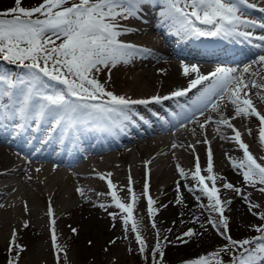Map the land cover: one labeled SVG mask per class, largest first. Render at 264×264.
Masks as SVG:
<instances>
[{"label":"snow or ice","instance_id":"snow-or-ice-1","mask_svg":"<svg viewBox=\"0 0 264 264\" xmlns=\"http://www.w3.org/2000/svg\"><path fill=\"white\" fill-rule=\"evenodd\" d=\"M158 5H162L158 13L160 17L158 27L167 26L174 29L175 34L182 39L242 38L257 50L256 58L242 70L217 67L207 75L202 74L195 65L188 67L182 64L185 76L196 73V77L189 82L187 89H177L166 96L157 95L150 99L133 100L106 90L104 84L100 83L93 73L100 72L103 68H114L120 62L128 64L137 53L150 52L149 49L139 48L118 39L135 31L126 27L122 21L142 20L143 14ZM242 6L248 9L257 7L249 0H43V3L35 7H25L24 0H14V6L0 11V58L22 68L24 72L15 77L9 73H0V116L17 118L24 122L29 120L39 122L51 118L53 129L65 124L66 131L75 130L80 123L127 120L132 113L133 105L161 104L174 97H183L192 88L207 81L208 84L198 99L204 104V109L210 104L211 110L220 118L213 120L208 116L205 121L200 122L201 129H206L208 123H213L217 126L215 129L217 134H220L221 125L233 131L234 136L230 138L220 134L221 139H232L243 150L244 158L239 163L229 158L232 167L242 170L245 184L254 188L260 185L257 190L264 194V164L257 162L249 152L248 145L242 141L241 133L231 123V119L237 117H256L261 125L259 138L264 142V114L257 110L249 95L252 89H264V76H261L260 80L251 79L259 75V72L252 70L253 65H259L264 69V35H255L257 28L264 31V21L245 18ZM259 10L264 12V8ZM201 25L207 27L202 28ZM210 97H219L220 101L227 100L233 106V117L230 119L222 112V109H227V104L213 103ZM261 100L264 102V96H261ZM204 109L197 108L192 115L195 116L197 112L203 115ZM204 143H208L206 138ZM172 147L176 148L178 145L174 143ZM207 156L208 175L201 174L197 157L191 177L201 186V193L207 196L210 202L207 207L212 212L219 213V220L210 215L208 223L228 243L208 256H200L185 261L184 264H224L220 258L221 253H229L237 247L243 248L244 251L239 255H233L231 264H264V224L254 226L259 235L252 239L237 241L227 235L228 219L224 216V205L230 204L231 201H222L220 198V190L216 185L217 177L213 174L210 147ZM177 171L181 177L188 178L185 170L179 165ZM107 175L111 176V173ZM99 178L103 180L105 176L101 175ZM206 181L211 182V187ZM131 183L132 179L129 176L130 203L122 201L111 180H108V187L114 206L127 214L124 223L127 225L131 222V231L135 233L139 252L147 259V243L141 236L139 221L133 218L137 197ZM148 187L146 181L144 195L147 196L148 213L151 217L155 214L153 205L156 201L148 195ZM223 187L234 191L247 202L250 212L260 208L259 204L253 203L249 196L243 194L241 188L231 183H224ZM179 188L177 182L178 193ZM77 191L84 195L80 189ZM188 191L192 192L194 189L189 186ZM176 202L178 204L182 202L179 195ZM252 214L264 221V211ZM48 215L50 217L53 215L51 205ZM55 224L56 221L51 220L53 248L58 254L62 247L57 244ZM201 226L204 227L203 224ZM152 227L156 228L155 222L152 223ZM13 235L15 236V233ZM195 235L198 234L189 229L177 239L187 243L184 237L191 238ZM163 248L157 232V243L150 253L152 264H163L165 255ZM17 250L23 252L25 249L17 245L13 239L9 251ZM8 264H18V260L10 258Z\"/></svg>","mask_w":264,"mask_h":264},{"label":"bare ground","instance_id":"bare-ground-1","mask_svg":"<svg viewBox=\"0 0 264 264\" xmlns=\"http://www.w3.org/2000/svg\"><path fill=\"white\" fill-rule=\"evenodd\" d=\"M249 2L257 7L254 8L256 11L252 12L242 6L245 18L264 21V12L259 10L264 8V0H249ZM160 10L161 8H158L148 14L154 20V25H148L143 21L138 28H132L135 31L118 38L139 48L149 49L150 52L137 53L136 57H133L128 64L120 62L114 68H107L101 80L106 90L113 92L117 96H125L133 100L150 99L157 95L166 96L177 89H187L189 82L196 75V73H190L185 76L182 64L188 67L195 65L202 74L207 75L217 67H231L242 70L256 58L257 50H248L243 45H230L225 47L226 51H221L222 48L220 47L222 44L217 43L215 47L209 49V52L215 53L214 57L180 54L174 49H165L164 44H166L167 36L163 34L162 26H157L160 22L158 15ZM201 27L206 28L204 26ZM255 35H264V31L257 28ZM234 39L238 44L243 42L242 38ZM221 40L227 41L228 38ZM200 41H205V38H200ZM221 56L227 57L220 58ZM209 59L221 60L212 61ZM252 70L259 72V75L253 76L251 79L258 80L260 75L264 74V69L259 65H253ZM207 84L208 82L206 81L203 85H197V87L192 88L189 91L192 97L197 98L196 96L201 94ZM258 91L257 89H252L249 95L254 105L256 101L260 102L259 111L264 114V102H262L261 96L256 94ZM183 97H174L163 101L161 104L133 105L132 111L139 113V117L134 116V119L133 116H129L127 120L117 119L116 122H129L128 120L131 119L130 123L120 126L119 132L111 130V137H109L104 127L94 128L98 133L105 131V137L101 140L98 137H90L82 141L79 139L76 144L71 145V150L66 155L62 153L51 155L42 152L48 147L62 148L61 145L54 144V141L50 139L49 132L45 131L41 134L40 145L31 144L29 147H22L15 138L14 141L8 140L3 136L4 134L0 133V243H7L24 232L28 227L33 226L39 232L48 236L51 245L48 247L49 250L47 252H54L55 249L51 238V220L54 219L56 221L55 230L56 235H58L61 232L58 225L65 214L91 207L93 212L82 218L81 228L85 233L89 231L90 227H93L96 232L100 231L101 236L99 238L93 237L94 245L98 246L103 238L105 239L112 234V237L116 240L123 241V252L126 254L132 252L137 246V241L135 233L131 231V222L127 225L124 223L127 214L114 206L108 187V180H111L115 186L114 190L122 201L130 203L131 196L128 192L129 176L132 179L131 188L137 197L133 218L139 221V230L146 243L157 238V232H159V235L162 232L160 230L156 231L152 227L153 216H149L147 196L144 195L146 181L149 186L148 195L156 201L153 205V211L164 203L159 208L158 216L154 218L157 225L163 222L168 224L177 219H190L192 222L203 223V219L193 210L195 203L191 198L194 195L192 192H200L201 186L192 179L191 173L185 168L186 166L182 165L181 158L188 155L191 159L193 154H197V157L202 161V164H200L201 174L207 176L208 161L205 154L210 147L213 156V174L217 177L216 185L220 190V194L219 183L221 178H224L227 183L239 187L238 180L230 176L237 169H233L232 163L224 162L229 157V151L227 153L226 148L233 147L239 149L242 153L243 150L240 149L234 140L220 138V134L229 138L234 136L230 128L221 125L220 134H217L215 131L217 126L213 123H208L206 129H201L200 122L205 121L208 116H211L213 120L220 118L216 112L211 110L210 104L207 109H204V104L200 102L175 118L172 114L173 112H169L164 106L160 109V114H140L143 112V107L153 110L159 105L171 107L182 100ZM209 99L213 103L227 104V109H222V112L225 116H229L230 119L233 117V106L227 100L220 101L219 97H210ZM197 108L204 109V114L200 115L197 112L193 116L192 112ZM163 113H166L163 119L166 120V115H171L173 119L161 123L162 121H159L158 117L162 116ZM14 119L16 120L17 118ZM231 123L239 130L242 141L248 145L249 152L256 158L257 162L264 164V159H262L264 157V146L258 141L257 145L260 152L252 148L254 146L250 145L249 142H253V140L256 142V140L255 136L252 133L249 134V131L245 129L246 126H249L247 121L237 117L231 119ZM257 123L261 127L258 119ZM10 124L13 125L16 122L12 121ZM52 124L53 121L51 122ZM149 125L153 126L149 127ZM58 127L59 130L56 131L61 136L59 143L64 144L69 140L71 134L66 131L65 124ZM4 129L5 126L0 125V132ZM205 138L208 143H204ZM224 140L232 145H227ZM218 142H220V145ZM221 142L224 144H221ZM174 143L178 147L173 148L172 145ZM115 144L117 146L113 147ZM144 152H147L146 156H143ZM177 165L185 170L188 176L187 179L180 176L177 171ZM38 169L39 171H37ZM109 173H111V176L107 175ZM101 175L105 176V179H100ZM177 182H179L180 186L179 193L176 190ZM191 183L196 184L197 187L193 188ZM206 183L211 187L210 181H206ZM189 186L194 191L189 192ZM77 189H80L84 195H81ZM242 192L245 196H249V200L253 203L261 204L253 195V198L251 197L252 192L249 189L244 188ZM172 195H175L174 198L171 197ZM178 195L182 200L179 204L176 202ZM221 200H230L231 203L224 205V207H230L233 210H237L234 207L236 203L243 201L232 190H230V194L223 196ZM173 201L178 206L176 211L171 205ZM49 205H51L53 210L51 217L48 215ZM100 205H104V207ZM97 212L105 217L101 219L102 221L99 220L100 217H95L94 213L98 214ZM114 216L120 217L122 222H117ZM102 223L103 226L106 224L107 227H112V229L109 232L104 230L103 226H101ZM25 224H27V227H25ZM14 233L15 236L13 235ZM85 237L88 236L86 235ZM57 244L59 245V242ZM95 251L92 249L90 253L94 255ZM123 252L119 254L121 255ZM49 253L46 254L45 258L44 251L37 249L35 255L29 257V260H34L33 263L35 264H44V260L47 259Z\"/></svg>","mask_w":264,"mask_h":264},{"label":"rangeland","instance_id":"rangeland-1","mask_svg":"<svg viewBox=\"0 0 264 264\" xmlns=\"http://www.w3.org/2000/svg\"><path fill=\"white\" fill-rule=\"evenodd\" d=\"M41 3H43V0H24L25 7H35ZM12 6H14V0H0V11H4ZM122 23L125 26H130V24H125L128 22L122 21ZM59 42L60 41H57V43ZM171 49L173 48L171 47ZM103 69L100 72L93 73L95 78H97L100 83L107 68ZM195 76H193L192 79H195ZM261 76H264V74H261L258 80L261 79ZM258 96H264V89L259 90ZM258 102L259 101H256L255 107L259 111L261 104L260 102ZM241 119L247 121L249 126H246L245 129H247V131L251 130V133L255 136L256 140V142H254L253 139V142H249V140L247 141L250 143V145L252 144V146H254L252 147L253 149L260 152V149L257 145V142L260 141V126L257 123V118L253 116L246 118L241 117ZM19 122H21V120ZM36 125H34L32 130L35 129ZM14 127L16 129L17 124H15ZM17 131H19V128H17ZM224 142L227 145H232L228 141L224 140ZM218 143L220 145V142ZM221 144L224 143L221 142ZM261 144L264 146V142H261ZM226 152L229 155V157L225 161L223 160L226 163H231V161L239 163L242 160V157L244 158V154L239 149L233 147L226 148ZM146 155L147 152H144L143 156ZM197 156V154H193L191 156L192 160L189 158L188 155L181 158L182 165L184 167L186 166L185 168L190 173L195 170ZM205 156L206 160L208 161L207 153L205 154ZM229 158H231V161ZM199 163L202 164V161L200 159ZM230 176L238 180V186L239 188H241V190L244 188L249 189V191L252 192L251 197L253 198L254 196L255 199L261 203L260 206H262V208L253 209L252 212L258 213L264 211V194H261L257 190L261 186L257 185L254 188L245 184L242 176V170L240 169H237L236 172H232ZM224 183H227L226 180L224 178H221L219 183L221 189V198L227 194H230V190L225 189L223 187ZM239 184H241L242 186ZM191 186L193 188L197 187L194 183H191ZM192 193L194 195H192L191 198L194 200L195 203V207L193 210L203 219V223L201 224H203L204 227H202L200 223L192 222L190 219H188L189 221L186 219H177L171 221L168 224L163 222L160 225H157L155 223L156 228L154 229H156V231H162L160 233V242L164 245L163 251L165 255L163 258V264H184L185 261L197 259L200 256H208L209 253L217 251L228 243V241H226L221 235H219L217 230L214 229L212 225L208 223V218L210 215L217 220L220 219V216L218 212H212L211 209L207 207L210 203L207 196L202 194L201 191L198 193ZM174 196L175 195H172L171 197L174 198ZM163 205L164 203L161 205V207ZM171 205H173V209L176 211V208H178L176 202L173 201ZM42 206L44 207V205ZM161 207H156V209L158 210L154 209L155 214L152 218L153 222H155L154 218L158 216V211ZM234 207L237 210H233L230 207H225L224 216L228 219V228L226 230L227 235H230L233 240L237 241L257 237L259 233L254 230V226L262 225L264 224V221L260 220L257 216H254L252 212L249 211L248 204L243 201L236 203ZM91 212H93L91 211V207H88L87 209L83 208L81 211L67 213L60 219L61 221L58 226L60 228L59 231L61 230V232L57 235V242H59V245L62 247V250L58 254L56 250L54 252H47V250H49L48 247L51 245L48 236L39 232V230L35 227L31 226L30 228L28 227L27 229H25L24 232L17 235L15 238L9 240L7 243H0V264H8V260L10 258H16V260H18V264H35L33 263L34 260H29V257L34 256L35 251L37 249H41L42 251H44L45 258L46 254L50 252L47 259L44 260V264H57V255L59 256V264H152L150 253L154 245L157 243V238L147 242V259H145V256L139 252L138 243L132 252L127 254L123 252V241L116 240L112 237V234L105 239L103 238L101 240V243H99L98 246H95L93 237L99 238V236H101L100 231L96 232L93 227H90L89 231L85 233L82 231L81 228L82 218L88 215L89 213L91 214ZM94 215L97 218L100 217L99 220L105 218L103 215H101V213H94ZM114 217L117 222H122L120 217ZM101 226H103V223ZM103 228L108 232L112 229V227H107L106 224H104ZM73 229H75V231H73ZM189 229L193 230L198 235H195L191 238L184 237V240L188 241L187 243H183L181 240L177 239V237L183 236V234ZM86 235L88 237H85ZM165 237L167 239H164ZM13 239H15L17 245L25 249L23 252H20L18 250L12 252L9 251L10 242ZM92 249L96 250L94 255L90 253ZM242 251H244L243 248L237 247L234 251H230L229 253H221L220 258H222L224 264H231L232 256L239 255V253ZM120 252H123V254L120 255ZM157 259H159V257H157Z\"/></svg>","mask_w":264,"mask_h":264}]
</instances>
